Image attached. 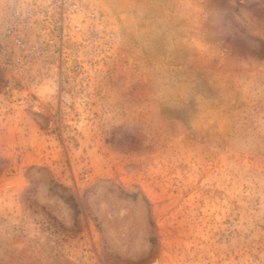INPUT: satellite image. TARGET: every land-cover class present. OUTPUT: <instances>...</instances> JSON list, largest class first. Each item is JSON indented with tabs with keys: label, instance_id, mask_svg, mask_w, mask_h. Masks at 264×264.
I'll use <instances>...</instances> for the list:
<instances>
[{
	"label": "rangeland",
	"instance_id": "rangeland-1",
	"mask_svg": "<svg viewBox=\"0 0 264 264\" xmlns=\"http://www.w3.org/2000/svg\"><path fill=\"white\" fill-rule=\"evenodd\" d=\"M91 1L120 53L65 158L0 99V264H264V0Z\"/></svg>",
	"mask_w": 264,
	"mask_h": 264
},
{
	"label": "built area",
	"instance_id": "built-area-1",
	"mask_svg": "<svg viewBox=\"0 0 264 264\" xmlns=\"http://www.w3.org/2000/svg\"><path fill=\"white\" fill-rule=\"evenodd\" d=\"M119 53L115 21L91 0H0V99L8 109H49L60 160L75 145L63 137L78 128L68 115L92 108ZM89 182L87 173L76 179Z\"/></svg>",
	"mask_w": 264,
	"mask_h": 264
}]
</instances>
